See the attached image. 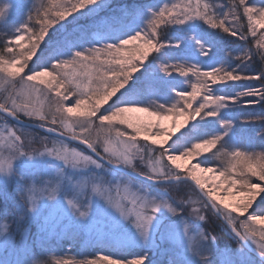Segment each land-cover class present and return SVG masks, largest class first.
<instances>
[{
	"label": "snow or ice",
	"instance_id": "obj_1",
	"mask_svg": "<svg viewBox=\"0 0 264 264\" xmlns=\"http://www.w3.org/2000/svg\"><path fill=\"white\" fill-rule=\"evenodd\" d=\"M0 26V118L20 125L0 130V215L20 234L4 225L0 264H40L37 249L78 237L90 258L55 264H264V44L248 39L264 0H0ZM226 39L245 46L222 55ZM41 85L56 91L47 111ZM113 132L122 151L103 139ZM209 149L221 167H203Z\"/></svg>",
	"mask_w": 264,
	"mask_h": 264
},
{
	"label": "rangeland",
	"instance_id": "obj_2",
	"mask_svg": "<svg viewBox=\"0 0 264 264\" xmlns=\"http://www.w3.org/2000/svg\"><path fill=\"white\" fill-rule=\"evenodd\" d=\"M22 35H24V34L22 33ZM27 45H28V42H27ZM45 79H47V78H45ZM4 81H5V74L0 73V82H4ZM40 87L45 90V93L40 96L37 106H39L40 103H43L45 105V111H47L48 104L50 103V98H55L56 91H55V88L50 89V90L47 89L46 85H41ZM6 95H7V93L3 90V88H0V102H2L3 97ZM65 103L67 104L68 101H66ZM71 103L73 104L74 101ZM150 111H151V109H150ZM138 115H140L142 117H146V114H144V113H139ZM178 120H179V118H178ZM97 123H99V122L97 121ZM115 123H116V126L121 127L122 130L127 128L126 125L120 126L118 124V122H115ZM167 123L169 124V126H171L172 122H171V120H169ZM14 126L19 127L20 125L16 124V123H12L11 121H9L7 119L0 118V130H4L5 128H12ZM105 126L108 127L107 122H105ZM77 131H79V129H77ZM128 131H131V130H128ZM92 135H93V138H95V135H96L95 129H93ZM103 139L105 141H107V146L109 148H114V149L119 150V151L123 150V145L117 140L114 132L111 134L105 135L103 137ZM138 140L141 144H143L145 142L143 136L138 137ZM148 143H150V141H148ZM69 146L70 147H76L77 144L73 143V144H70ZM182 162H184V161H178V163H182ZM195 162H196V160H194L193 158L191 160H187V163H195ZM137 163H139V162L137 161ZM203 167H208V166L203 165ZM179 171H183V170H179ZM204 175L207 178L206 182H207L208 187L212 186V184L214 182L213 178L218 177V174L215 171H213L212 173H205ZM215 182L221 183L222 181H220L219 179H216ZM178 192H180L179 196H177ZM8 194H9V196H13V197L16 196V185L15 184H13L9 187ZM172 194L177 199H180V198H183L187 195V190L186 189L179 190V191L173 190ZM222 194L226 195V193H223V192H222ZM81 195H82V199L84 197H88V196H96V194L92 192L90 186L87 189H85ZM96 198L99 199V197H96ZM1 200L5 203H10V201L6 202L3 199H1ZM249 211L251 212V209ZM257 214L258 215H264V213H257ZM5 224H7L9 226L8 234L11 237V239L19 240L20 234L18 232V216L13 215V214H9L7 216V219H5V217L3 216L0 219V232H3ZM205 225L206 224H204V227H205ZM262 226H264V225H259V224L256 225V227H262ZM32 231L34 232L35 228H33ZM233 242L234 241L231 242L232 246L235 245V244H233ZM231 245H229V246H231ZM87 246L89 247V245H88V243L84 237H78L75 240H64V241H61L60 243H58L55 246V248L47 254H41L40 250L37 249L34 259L38 260L40 262V264H55V261L53 260V256H55L57 258L62 257L63 259H66V260H71L73 258H75L76 260H82V259H85L86 257L90 258L89 252H88L89 250L86 249ZM224 246H225V244L220 243V247H224ZM85 250H88V251L86 252ZM3 255H8V253H5L3 249H0V256H3Z\"/></svg>",
	"mask_w": 264,
	"mask_h": 264
},
{
	"label": "trees",
	"instance_id": "obj_3",
	"mask_svg": "<svg viewBox=\"0 0 264 264\" xmlns=\"http://www.w3.org/2000/svg\"><path fill=\"white\" fill-rule=\"evenodd\" d=\"M131 2H133V0H112L113 7H117L119 5H123L125 3H131ZM136 2L143 3V4H147V5H152V4H156V3H163L164 0H136ZM169 2H175V0H169ZM216 2L218 4H225L226 5V4L230 3V0H216ZM45 3L47 4L48 3V0H45ZM22 18L23 17H21V16H17L16 17V22L18 23L19 20L22 19ZM69 19H71V18H69ZM243 22H244L245 29H246L247 28V19L245 18ZM34 27L38 31L39 25H34ZM7 30H8V28L6 26H0V33L6 32ZM4 39L7 40V39H9V37L5 36ZM248 39H249V42H250L251 46L253 47V49H255L258 46V44H264V29L257 28V35L255 36V38H253L252 34L249 33L248 34ZM27 42H28V40L25 38L24 40L21 41V44H23V46L26 47L27 46ZM188 43H189V45H191V41H189ZM242 46H245L243 44V42H237L234 39H231V40L226 39V40H224L222 42V45H221V47L223 49L222 55H226L229 52H231L232 55L234 56L236 53L233 51V49H236V48L242 47ZM4 58L5 59H8L9 57L7 55H5ZM233 67H235V64H233ZM140 72L141 73L144 72V68H141L140 69ZM130 83H132V82H130ZM188 90L190 91L191 89L189 88ZM239 90L240 89H234V91H239ZM63 91L64 90L61 89V92H63ZM69 101H71V102L74 101V103H75V100L72 99V97H69ZM255 110L257 112H259V109L258 108L255 109ZM227 111H228V113L230 115L235 116L236 114L240 113L241 111H246V110H242V109H239V108H234V109H230V110H227ZM21 117L23 119H25V120H28L24 116H21ZM7 120H9V119H7ZM260 127H261V125L259 123L254 124V125L253 124L238 125V130H241L242 129V130H244L247 133V135L251 136V135H253V133L255 131L258 132L259 129H260ZM261 141H264V136L256 138V142L257 143H260ZM71 144H73V143H71ZM212 151H213L212 149H209V151L207 153L201 152V157L207 156L210 160H213L214 161L212 164L205 165V166L212 167L213 169L218 168V167H221L220 161H216L214 159V157H212V155H211ZM257 151H259V149H257ZM193 159L197 161V159H199V158L193 157ZM221 170H223V169L221 168ZM257 179L258 178H253V182H257ZM179 195H180V192L177 193V196H179ZM257 200H259V198H257ZM7 204H9V203H5V202H3L0 199V208L5 207ZM2 217H3V215H0V219ZM209 227H215V224L212 221H210L209 223H207L205 225V228H209ZM217 234L219 235V238H220V241H221L220 243L225 244L226 234H224L222 232V229H217ZM233 244H235V241L233 242ZM86 249H88L89 251L88 250H85V251L86 252L88 251L90 253V251H91L90 247L87 246Z\"/></svg>",
	"mask_w": 264,
	"mask_h": 264
},
{
	"label": "water",
	"instance_id": "obj_4",
	"mask_svg": "<svg viewBox=\"0 0 264 264\" xmlns=\"http://www.w3.org/2000/svg\"><path fill=\"white\" fill-rule=\"evenodd\" d=\"M8 119H9L10 121L16 123V124H19L17 121H15V120H14L13 118H11V117H9ZM21 120L27 121V120L23 119L22 117H21ZM72 143L77 144L78 142L73 141ZM82 147H83V146H82Z\"/></svg>",
	"mask_w": 264,
	"mask_h": 264
}]
</instances>
